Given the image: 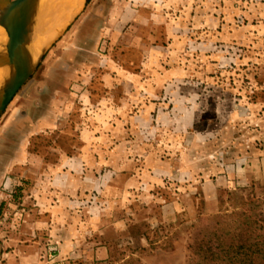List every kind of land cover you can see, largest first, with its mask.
I'll list each match as a JSON object with an SVG mask.
<instances>
[{"label": "rangeland", "instance_id": "374dc122", "mask_svg": "<svg viewBox=\"0 0 264 264\" xmlns=\"http://www.w3.org/2000/svg\"><path fill=\"white\" fill-rule=\"evenodd\" d=\"M94 1L56 40L0 118V173L6 172L0 190L9 195L0 222L6 227L17 223L16 213L28 205L24 194L15 197L18 189L58 172L62 157L87 155L98 164L63 170L75 174L83 168L101 181V189L79 199L78 207L102 212L107 241H83L80 264H192L189 245L201 240L198 231L206 225H218L242 240L263 235V183L226 188L210 208L201 181L227 173V166L233 169L237 163L236 173L244 175L253 152L264 153V0H167L111 34L101 16L87 20ZM169 31L176 37L169 38ZM158 44L175 50L145 52ZM127 77L138 78L142 86L124 81L106 86L110 79ZM66 81L74 85L49 84ZM63 90L73 95L65 106L58 101L59 126L33 136L28 146V155L45 164L32 161L8 169L3 163L15 157L31 126L27 114L39 118ZM152 105L157 108L147 114L146 106ZM193 105L191 134L175 132L183 126L179 108ZM113 106L116 114L109 112ZM118 109L127 110L129 117H120ZM146 125L164 132L150 131L141 135L144 144H133V157L144 165L99 164L115 143L135 140L128 128ZM117 156L126 157L125 150ZM156 160L170 165H156ZM173 203L182 210L166 218L162 207ZM125 217L133 220L127 234L112 225ZM100 247L108 250L104 259L96 254Z\"/></svg>", "mask_w": 264, "mask_h": 264}, {"label": "crops", "instance_id": "0c3cea01", "mask_svg": "<svg viewBox=\"0 0 264 264\" xmlns=\"http://www.w3.org/2000/svg\"><path fill=\"white\" fill-rule=\"evenodd\" d=\"M166 1L167 0H95L93 7L86 16H88L87 20L96 18L98 15L101 16L102 20L106 23L105 30L111 34L115 27L125 28L128 23L143 18L147 9L157 11L160 5L165 4ZM156 17H158L157 14H155V18ZM167 33L169 38L176 37L171 31ZM172 48V46L167 48L158 44V46H152L151 49H146L145 52H156V49H162L170 53L172 50H175ZM127 73L130 76H134V74L126 72V74ZM119 81H124L128 84H131L129 82H133L136 86H142L141 81L134 77H127L126 79H119L118 81L110 79L106 81L108 84H106V86L111 87L114 85V82ZM49 84L67 87L74 85L71 81ZM144 84L150 85L148 82ZM75 86L80 88V82L78 81ZM72 95L65 90L59 91V93L57 92L53 95L55 98L54 104L52 103L53 105L50 107L48 104L45 105L48 108L39 118L32 120V113L29 112V114H27L29 121H31V126L26 132L24 142L18 146L15 157L3 163L4 166L8 167V169H12L18 166H26L32 161H36L38 164L40 162L42 165L45 164L43 159H34L28 155L30 139L33 138V136L48 130L56 129L59 126L60 122L57 111L60 107V103L58 101L62 100L65 106V103L71 101ZM113 99H115V96H113ZM160 106L162 108V105ZM153 108H157V105H152L151 107L146 106L145 112L148 114ZM109 112L116 114V107L113 106ZM119 112L122 113V115L119 113L120 117H129V114H126L127 110H120ZM160 113L162 114L163 111ZM147 114L140 119L146 118ZM164 115L165 114H162V117ZM177 118L179 120V125L183 124V126H178L175 132L179 134L188 132L191 134L190 130L196 124V107L193 105L179 108V115ZM128 131L137 135L135 140H124L123 142L119 141V144L115 143V147L112 149L113 151L110 152V156L108 158L102 157L99 159L101 162H99V164L110 166L144 165V161L140 160L141 158H139V161L137 157H133V144L135 147L136 145L144 144L141 135L149 133L150 131L155 134L158 132L162 133L164 132V128L148 127L147 125L139 127L132 126L131 129L128 128ZM195 138L198 140L197 135ZM204 138L205 137H202L200 140L206 141ZM129 145L130 147H128ZM122 149L125 150L126 157L124 158L117 156V152ZM128 151L130 153H128ZM250 157L251 163L244 169V175L239 171L236 173V166L239 165L237 163L232 166L233 169H231V166H227V173L221 171L222 174L217 175L216 178H205L204 181H201V190L210 208L215 206L218 194L226 188H235L240 184H247L253 181H260L264 184V153L261 156L259 153L253 152ZM154 163L166 167L170 165L167 162L159 160H156ZM97 164L98 160L95 157H88L87 155L73 159L62 157L58 163V165L61 166L58 172L39 176L34 179L37 184H34L35 182L32 181V184L27 190L18 189L15 197L17 198L21 196V194H24V201L28 205L26 207L21 205L24 208H20L16 213L17 217L19 216L18 218H20L17 223L6 227V224L0 222L1 264H80L83 262L82 258L85 253L83 241H107L104 237L106 231H102L101 227L102 217L104 216H102V212L94 209L90 211L82 210L80 209L81 207H78L79 199L85 197L90 192L99 191L101 189V181L93 171L88 172V170H86L87 173L85 174L83 168L77 169L75 174L67 170L64 172L63 170V168L72 165L83 167L85 165L95 166ZM5 173L6 172L0 173V189L5 183ZM206 176L207 174H205V177ZM107 178L109 181H112L111 177ZM132 181H137L136 176ZM28 183L26 182L25 185ZM8 197L9 195H6L0 190L1 216L3 215V205L8 200ZM162 209L166 218L175 216L176 213L182 210V208L175 203L171 206H164ZM131 215L135 217L136 214L134 213L133 215V213H131ZM132 223L133 220L130 217H125L123 220L120 218L114 220L112 225L117 227L119 232L127 234L129 233ZM88 230L90 231L88 232ZM88 233L89 236L87 237ZM130 240L133 241L132 237ZM144 240L146 241L145 238ZM92 251H94L92 255L95 256V250ZM107 251L106 247H100L96 254L100 259H104L105 255H107Z\"/></svg>", "mask_w": 264, "mask_h": 264}, {"label": "water", "instance_id": "95a60500", "mask_svg": "<svg viewBox=\"0 0 264 264\" xmlns=\"http://www.w3.org/2000/svg\"><path fill=\"white\" fill-rule=\"evenodd\" d=\"M39 0H0V25L7 34L5 55L0 56V66H8L13 74L0 89V118L28 83L42 62L45 54L64 31L83 12L90 0H85L80 13L44 48L37 62L32 63L28 46L36 28Z\"/></svg>", "mask_w": 264, "mask_h": 264}, {"label": "trees", "instance_id": "16d2710c", "mask_svg": "<svg viewBox=\"0 0 264 264\" xmlns=\"http://www.w3.org/2000/svg\"><path fill=\"white\" fill-rule=\"evenodd\" d=\"M198 236L201 240L189 245L192 264H264V234L242 240L218 225H206Z\"/></svg>", "mask_w": 264, "mask_h": 264}, {"label": "bare ground", "instance_id": "6f19581e", "mask_svg": "<svg viewBox=\"0 0 264 264\" xmlns=\"http://www.w3.org/2000/svg\"><path fill=\"white\" fill-rule=\"evenodd\" d=\"M58 1V2H57ZM85 0H39L36 28L28 46L32 63L37 62L46 46L75 18L84 7ZM79 12V13H80ZM7 34L0 25V56L5 55ZM13 72L8 66H0V89Z\"/></svg>", "mask_w": 264, "mask_h": 264}, {"label": "built area", "instance_id": "2783aa9c", "mask_svg": "<svg viewBox=\"0 0 264 264\" xmlns=\"http://www.w3.org/2000/svg\"><path fill=\"white\" fill-rule=\"evenodd\" d=\"M0 264H1V261H0Z\"/></svg>", "mask_w": 264, "mask_h": 264}]
</instances>
